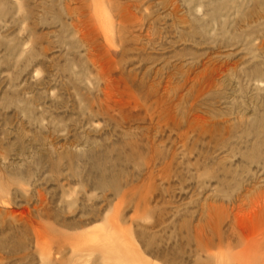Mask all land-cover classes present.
<instances>
[{
    "label": "rangeland",
    "instance_id": "obj_1",
    "mask_svg": "<svg viewBox=\"0 0 264 264\" xmlns=\"http://www.w3.org/2000/svg\"><path fill=\"white\" fill-rule=\"evenodd\" d=\"M0 264H264V0H0Z\"/></svg>",
    "mask_w": 264,
    "mask_h": 264
},
{
    "label": "bare ground",
    "instance_id": "obj_2",
    "mask_svg": "<svg viewBox=\"0 0 264 264\" xmlns=\"http://www.w3.org/2000/svg\"><path fill=\"white\" fill-rule=\"evenodd\" d=\"M109 263V262H108Z\"/></svg>",
    "mask_w": 264,
    "mask_h": 264
}]
</instances>
